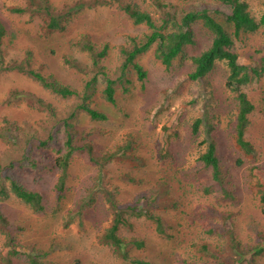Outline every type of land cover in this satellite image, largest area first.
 Masks as SVG:
<instances>
[{
	"label": "rangeland",
	"instance_id": "374dc122",
	"mask_svg": "<svg viewBox=\"0 0 264 264\" xmlns=\"http://www.w3.org/2000/svg\"><path fill=\"white\" fill-rule=\"evenodd\" d=\"M76 1L49 0V5L53 10L66 9ZM161 1L170 2L177 9L206 6L229 12L226 5L216 0ZM246 1L252 14L259 16L264 0ZM128 2L161 21L162 11L155 0H99L76 13L65 30L47 32L41 16H33L30 10L16 13L11 9L29 6L28 2L0 0V22L4 28L0 38V123L5 117L16 121L30 138L28 143L25 135L19 136L18 146L12 150V142L0 139V161L4 169L0 172V185L6 186V193L0 194V210L9 219L8 230L14 240L10 248L18 252L10 260L9 254H2L6 233L0 230V264H29L28 254H38L44 256V260L59 263L78 260L81 264L92 261L133 264L104 247L98 241L99 235L112 222L113 203H133L136 197L149 196L153 191L162 199V186L168 188L169 196L180 198L177 208L157 210L167 224L166 233H160L152 219L131 214L125 217L132 225L120 228L123 234L145 240L146 251L142 255L151 264H205L207 257L200 251L201 242L225 250L236 263L264 264V240L255 237L257 232H264V203L259 200L256 178L250 171L252 166H264V75L254 77L245 88L256 104L246 128V136L257 152L250 158L240 153L233 141L237 101L236 93L225 86L226 61H217L202 78L188 77L193 64L187 56L200 53L212 39L200 22L194 26L195 43L184 46L186 56H178L170 68H165L156 57L157 45L153 44L136 58L147 70L144 86L134 68L127 75L129 83L119 79L123 60L121 46H130L131 36L141 38L149 32L146 24H135L121 9ZM217 17L233 32L225 17ZM85 39L97 49L105 44L109 46L100 64L104 72L116 80V103L105 101L106 78L97 73L96 83L88 90L91 95L88 102L103 110L107 119H90L87 112L80 110L71 120L78 129L74 139L78 144L86 142L93 150L90 154L85 149L77 150L72 155L65 197L58 201L54 186L59 169L55 163L66 150V135L58 124L61 117H51L35 102L41 98L67 116L80 99L77 96L62 98L45 89L32 76L17 69L7 70L5 66L21 63L82 91L97 72L92 69L83 46ZM231 48L238 54L240 63L250 66L259 63L264 56V28L233 36ZM65 56L76 60L81 70L65 62ZM126 85L129 86L127 91L124 90ZM196 116L201 117L202 123L194 135L191 123ZM49 134L55 136L56 145L36 146L33 136L46 139ZM128 136L136 143L131 161L112 154ZM211 139L217 145L223 186L220 189L214 185L215 191L206 193L203 186L211 182V168L204 166L199 156ZM109 154L111 158L104 157ZM11 158H25V161L8 169L6 164ZM29 160H35L37 166H31ZM5 174L39 191L44 210L33 211L11 193ZM225 190L231 194L225 195ZM78 203L85 205L82 223L73 218L74 222L66 225L67 210ZM212 205L215 206L211 211H207L210 207L201 208ZM226 213L231 215L228 222L232 225L227 226L229 229L231 226L230 232L232 230L237 239L248 241V249H236L228 242L227 235L206 230L219 227L222 231L220 224Z\"/></svg>",
	"mask_w": 264,
	"mask_h": 264
},
{
	"label": "trees",
	"instance_id": "16d2710c",
	"mask_svg": "<svg viewBox=\"0 0 264 264\" xmlns=\"http://www.w3.org/2000/svg\"><path fill=\"white\" fill-rule=\"evenodd\" d=\"M29 6L20 7L14 6L12 11L16 13H23L30 10L33 16L38 15L43 18L44 29L47 32H61L65 30L68 23L71 21L73 16L83 10L86 6L98 3L99 0H92L87 2L85 0H78L75 3L68 5L66 9H52L49 5V0H25ZM186 1V0H179ZM219 3L226 5L229 8V12H225L219 8L211 7H192L177 9L174 4L170 2H164L161 0H155L158 7L161 8L162 17L161 21H158L152 17V15L141 9L137 4L128 2L121 6L124 13L135 23V24H146L149 28V32L143 37L131 36L130 46H121L120 51L123 60L119 66V79L126 83H129L127 75L131 68H134L137 72L139 80L143 82L147 77V70L144 69L140 64L136 62V58L148 51L153 44L157 45L156 57L165 66L170 68L175 59L178 56H186L184 53V46L195 43V31L194 26L197 22H200L212 36L210 45L202 50L200 53L187 56L193 64V69L188 73V77L192 80H196L206 76L214 67L217 61H226L228 67V75L226 76L225 86L228 90L236 93L237 101V112L235 124L233 126V141L237 150L242 153L245 157L252 158L256 155V149L253 143L246 136V128L249 122V114L254 111L256 104L250 99L246 86H248L254 77L260 78L264 75V56L261 57L260 62L254 65L242 64L238 61V54L232 50L233 36H238L240 32H254L261 28H264V9L260 12L259 16H255L249 10V4L246 0H216ZM225 17L226 23L230 24L233 28V32H229L226 28L225 23L218 19L217 16ZM3 25L0 22V38L3 34ZM84 48L87 50L90 57V64L93 70H96V74L86 82L84 89L79 91L69 85H65L54 78L53 75L46 76L34 69L26 68L24 65L15 64L11 66H5V69H17L24 72L34 79H36L45 89L61 96L62 98H70L77 96L80 102L76 105L75 110L70 113L63 115L59 109L52 106L51 103L46 102L41 98L36 99V104L39 106L41 111H46L51 117H61L58 119V124L64 128L66 135L64 141L65 152L56 159V167L59 169L57 181L54 186V192L56 198L61 201L65 197V189L67 184L68 167L71 161L72 155L77 150H86L89 154L92 152V146L87 145L86 142L78 144L77 140L74 139L78 129L74 128L71 120L75 117L76 113L80 110H84L89 115L90 119L94 120H106L107 114L99 109L90 105L88 100L91 95L88 90L97 81V73L105 75L106 84L103 89L104 99L106 102L114 105L116 103V89L114 83L115 79L110 77L104 72V67L101 66V59L104 58L108 51V44L103 45L101 49L94 47L89 39H85L83 42ZM64 61L67 62L73 68L81 70V65L71 59L69 56L64 57ZM4 67V66H2ZM129 86L126 85L124 90H128ZM62 115V116H61ZM202 119L200 116H196L192 123V133L196 135L200 129ZM20 128V130L15 128ZM25 128L20 126L16 121H11L7 117L3 118L0 123V139L12 142L11 150L18 146L19 136L25 135L26 141L29 143L30 138L27 137ZM15 132V133H14ZM36 141V146L47 147L48 145L54 144L55 136L49 134L46 139H41L40 136H33ZM56 145V144H54ZM136 143L130 136L126 137L123 141L118 144V148L112 152V154L119 158H127L131 161L133 158V149H135ZM60 149V148H59ZM217 145L214 139H211L207 145L206 150L200 154L199 159L202 164L206 167L211 168V182L209 185H204L203 190L206 193L214 192V185L222 189L223 179L219 166V160L216 155ZM13 152V151H12ZM104 155L106 158H111V155ZM26 158V157H25ZM25 158L17 159L11 158L6 167L13 169L16 166L22 165ZM95 160V159H94ZM241 162V160H239ZM31 166L36 167L35 160H29ZM103 165V164H102ZM100 165V167L102 166ZM3 166L0 161V172H2ZM252 175L256 178V184L258 186L259 200L264 203V166L255 165L250 169ZM128 178H131L128 175ZM5 179L8 181V187L10 192L16 197L20 198L31 209L35 212H42L45 208L43 204V196L39 191L31 190L21 183L17 182L10 174H5ZM6 186L0 185V194L6 193ZM168 188L162 186V199L157 195L156 191H153L149 196L140 195L136 197L133 203H127L118 205L113 203L114 216L110 226L105 229L103 233L99 235V242L105 247L107 246L112 250L118 257L123 261H129L133 264H151L149 260L143 256V252L146 251L145 240L137 236H128L120 232L121 227H130L132 222L126 214L135 215L136 217H147L152 219L156 224V229L160 233H166L167 224L164 221L162 214L157 212L158 209H175L178 206V200L175 196L168 195ZM231 192L225 190V195H229ZM182 198V197H181ZM78 205V206H77ZM215 206V205H214ZM212 206H201V208L210 207L207 211H211ZM61 207V206H60ZM85 205L83 203L75 204L74 208L67 210L66 225H70L73 218L82 223L83 209ZM200 210H203L201 209ZM135 211V212H134ZM230 214H223L220 228H207L209 233H215L219 231L222 236L227 235V240L230 242L232 247L244 251L243 248L248 249L244 242L230 232L229 219ZM75 220V221H76ZM9 219L0 210V230L6 233L5 247L2 250V254H9V260L13 254H17L16 250H11L10 246L13 245V237L11 232L8 230ZM232 225V224H230ZM257 240H264V232H257L255 234ZM200 251L207 257L205 264H239L236 263L233 257H230L225 250L223 251L219 247H212L209 243L201 242ZM141 252V255H140ZM44 256L38 254H28L29 264H81L78 260L68 263H59L54 260L43 259ZM85 264H105L101 262H88ZM190 264V263H185Z\"/></svg>",
	"mask_w": 264,
	"mask_h": 264
}]
</instances>
